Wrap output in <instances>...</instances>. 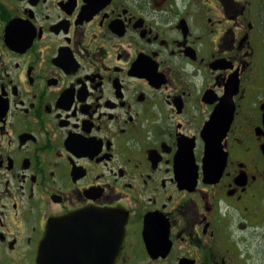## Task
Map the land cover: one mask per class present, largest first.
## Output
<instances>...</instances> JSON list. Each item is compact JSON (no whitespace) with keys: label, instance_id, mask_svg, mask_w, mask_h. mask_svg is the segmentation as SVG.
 Instances as JSON below:
<instances>
[{"label":"flooded vegetation","instance_id":"1","mask_svg":"<svg viewBox=\"0 0 264 264\" xmlns=\"http://www.w3.org/2000/svg\"><path fill=\"white\" fill-rule=\"evenodd\" d=\"M84 209L114 264H264V0H0V264Z\"/></svg>","mask_w":264,"mask_h":264},{"label":"water","instance_id":"2","mask_svg":"<svg viewBox=\"0 0 264 264\" xmlns=\"http://www.w3.org/2000/svg\"><path fill=\"white\" fill-rule=\"evenodd\" d=\"M227 130L228 126L213 124L204 128L207 152L217 151ZM115 216L107 210L84 209L50 222L38 246L37 264H114L120 232Z\"/></svg>","mask_w":264,"mask_h":264}]
</instances>
